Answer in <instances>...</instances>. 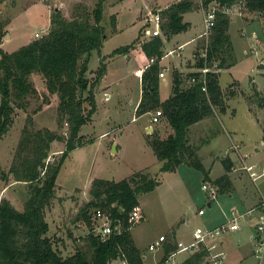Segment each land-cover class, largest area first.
I'll return each instance as SVG.
<instances>
[{
    "label": "rangeland",
    "instance_id": "374dc122",
    "mask_svg": "<svg viewBox=\"0 0 264 264\" xmlns=\"http://www.w3.org/2000/svg\"><path fill=\"white\" fill-rule=\"evenodd\" d=\"M55 1L53 3L52 0L51 4L50 0H0V22H10L9 26L7 25L9 29L7 38L2 41L1 48L5 52L12 53L29 44L31 38H35L36 32L41 33L42 36L47 35L51 30L55 6H60V9L56 10H61L68 19H72L74 13L81 10L79 7L87 8L91 13L96 3V0ZM178 1L180 0H162V2L106 0L105 2L102 24L108 37L102 47L103 54H101L102 50L98 51L100 56L97 50L93 53L87 73L90 82L94 83L103 55L106 63L105 74L94 86L97 111L93 116L94 120L84 125L80 132L86 137L87 142L74 150L67 151L58 175L57 197L46 212L50 224L48 236L54 240L55 246L64 257L74 254L79 249H89L87 237L90 230L80 218V211L92 199L90 189L96 178L120 181L133 172L141 171L147 165H150L146 171L150 176H161L162 183L159 186L153 191L140 194L139 202L144 219L136 223L131 230L138 249L145 257V264H181L190 256L188 252L179 253L162 262L161 257H164L166 246L162 249L150 250V244L161 234H165L167 244L164 245L175 247L173 228L176 225L179 229V238L184 242H190L198 226L212 227L215 222L226 221L231 210L234 209L232 207L244 209L241 200H244L247 192H252L255 197L259 195V188L250 178L249 173L247 174L245 170L232 173L238 178V181L236 178L234 181L236 191L233 187L231 191L221 194L218 188L217 200L213 202L216 205L213 204L211 209L203 184L215 185L213 181H203L204 174L186 164L177 174L160 173L161 161L153 163L152 156L143 150L142 139L151 133H147L145 128L148 118L137 117L134 111L137 99L140 94L142 95V69L138 53H132V49L153 39L147 38L148 35L145 37L143 32L151 26L152 15L161 13ZM194 1L197 8L188 14L193 25L186 36L204 30L205 13L201 6L204 0ZM114 2H120L116 8L123 9V13L120 14L121 27L118 30L113 26V21H117V13H114L116 9H113ZM214 3L215 1L211 2L206 8ZM125 6L133 9L125 11ZM237 7L241 13L235 11L227 15L231 19L229 33L236 47L238 62L229 71H224L221 78L224 101L225 104L230 101V107L227 113L217 108L214 116L204 119L190 132L191 143L201 149L199 153L202 163L205 165L210 161L215 165L212 171L214 176H218L221 167L222 173L232 172V169L228 172L225 168L224 162L228 159L234 161L235 167H241L239 155L231 150L234 145L232 141L242 143V153L250 154L247 159L248 164L256 161L260 169L264 167V13L249 9L244 2H238ZM156 37L163 38L165 55L167 45L163 31L162 36ZM134 42L136 44L128 52L120 55L112 54L117 48L132 45ZM204 42L202 38L198 48L200 52ZM173 46L174 44L171 43L170 47ZM190 47L176 50L163 60L161 58V63L168 65L169 68H184L181 66V58ZM127 54H129L128 58ZM186 74L187 72L184 76ZM234 80L238 82L232 83ZM30 81L36 87L37 93L26 98L25 108H15L13 125L0 142L1 187L3 183L8 185V181H14V175L9 170L16 157L24 127L28 124V117L33 120L32 125H29L34 130L48 128L67 138L70 136L68 124L62 123L59 118V95L49 93L45 80L39 73H33ZM169 84L170 78H167V81L163 82V93ZM87 95L88 92H85L84 96ZM154 127L156 131L161 130V132L165 131L164 128L168 127L169 131L172 128L166 118ZM117 145L121 149L119 152L116 150ZM64 151H66L64 142H53L46 163L58 164ZM258 185L264 189V177L258 181ZM31 188V184L25 182L13 184L6 197L13 200L17 209L24 210ZM234 191L238 194L235 193L230 198L228 194ZM218 200L221 203L217 202ZM201 207L206 208L208 212L206 216L197 214ZM96 208L90 211L94 212ZM93 212H90L92 218ZM256 233L253 216L241 230L227 238L225 249L229 254L226 259L228 264H257V260L251 255L254 246L252 236ZM246 258L248 259L244 260ZM206 259L207 256L202 264ZM111 264H122V260L117 259Z\"/></svg>",
    "mask_w": 264,
    "mask_h": 264
},
{
    "label": "trees",
    "instance_id": "16d2710c",
    "mask_svg": "<svg viewBox=\"0 0 264 264\" xmlns=\"http://www.w3.org/2000/svg\"><path fill=\"white\" fill-rule=\"evenodd\" d=\"M222 7L238 2L253 10L264 13V0H204L206 7L211 2ZM106 0H96L95 7L89 13L87 8L75 12L68 19L61 10L52 14L50 32L15 52L8 53L1 48L6 37L7 25L0 22V141L13 125L15 108H25L26 98L37 93L30 76L39 73L43 76L50 94L60 97L59 118L69 126L70 136L45 128H31L32 118L28 117L19 143L16 157L9 170L14 180L31 184L32 190L25 202L24 210L17 209L7 198L0 199V264H111L117 259H126L129 264H145V258L138 249L132 235L133 224L129 222L130 213L140 206V194L153 191L162 183L161 176H150L138 171L120 181L96 178L92 182L88 201L80 211V218L89 227V249H79L64 257L48 236L50 224L46 217L47 209L56 199L58 175L67 151L74 150L87 142L81 130L93 121L97 111L94 86L105 74V58L101 59L98 75L94 83L87 76L93 51H101L106 39L104 9ZM197 8L194 0H180L161 12V25L164 36L187 31L190 23L184 20V14ZM231 19L224 12H218L216 25L208 47L207 60L196 55V69L217 63L219 69H228L237 64L238 58L229 33ZM116 25L115 20L113 26ZM132 45L117 48L113 55L129 51ZM164 41L155 37L142 44L147 57H157L158 61L149 66L142 74V98L136 113H145L162 109L164 117L173 129L166 139L152 137L149 140L162 165L160 173L174 172L182 164L193 167L204 174V181H213L223 194L233 188L228 175L212 180L209 170L202 163L198 147L189 143L190 127L216 114L220 108L226 112L227 106L220 86L219 73L206 75L208 92L203 90L202 73L192 71L185 76L178 70L173 71V93L165 101L160 98V59L164 56ZM192 77L196 82L188 85ZM88 92L87 96L84 93ZM25 103H22V102ZM30 124V125H29ZM153 132L152 134H154ZM62 141L66 151L56 165L46 163L52 143ZM264 141V138H263ZM225 168L231 170L228 159ZM1 169V161H0ZM100 207L111 212L114 219L123 223L121 233L111 234L107 239L95 235V222L90 211ZM96 208V209H98ZM167 244V242H165ZM166 246L162 262L169 260L177 245ZM204 250L191 254L181 264H202Z\"/></svg>",
    "mask_w": 264,
    "mask_h": 264
},
{
    "label": "built area",
    "instance_id": "2783aa9c",
    "mask_svg": "<svg viewBox=\"0 0 264 264\" xmlns=\"http://www.w3.org/2000/svg\"><path fill=\"white\" fill-rule=\"evenodd\" d=\"M201 6L204 10V30L200 35L201 38L205 40L204 46L201 48L200 56L207 60L208 47L210 37L214 30L217 20L218 12H224L225 14L240 12L237 4L231 6L222 7L219 3L215 2L211 4L210 7H205L203 1ZM163 18L160 12H157L152 15L150 19V27H147L143 32L145 37L154 38L156 36H162V25ZM36 38L43 37L41 33H36ZM157 61L155 57L149 59L148 64L146 65L145 70L154 64ZM202 73L203 79V90L208 92L207 89V80L206 75L209 72L219 73L221 69L218 68L217 63H214L212 66L206 62V65L202 68L196 69ZM160 78H165L166 71L162 69ZM196 82L195 78L190 77L187 80L188 85H191ZM164 117L162 109H157L153 112L152 122L159 123L161 118ZM237 148V147H236ZM235 148V149H236ZM244 169L248 171L250 177L253 181H257L262 176H264V171L258 173L255 170L254 166L244 165ZM203 189L208 196L210 202H214L218 197V187L216 185H210L208 183L203 184ZM199 216L206 215V208H200L197 213ZM93 220L95 222V235H100L104 240L107 239L111 234L121 233L123 229V223L120 219H114L111 212H106L105 210L98 208L93 212ZM129 222L135 225L144 219V215L140 206H137L129 214ZM255 217V226L257 228V233L252 236L253 239V250L251 255L257 260V264H264V199L257 204L256 206L251 207L250 209H240L234 208L231 210L228 220L224 221L221 224L212 226V227H202L198 226L193 233V240L190 242L179 241L177 242V249L171 254V257L176 256L179 253L188 252L190 255L204 250L206 252L205 257L207 259L204 264H228L226 259L229 254L225 249L226 240L233 233L239 231L244 227L246 223L250 221L251 217ZM167 241V236L161 235L155 242L151 243L149 248L150 250L162 249L165 242ZM122 264H129L126 259L121 258ZM175 263V261L173 262Z\"/></svg>",
    "mask_w": 264,
    "mask_h": 264
},
{
    "label": "crops",
    "instance_id": "0c3cea01",
    "mask_svg": "<svg viewBox=\"0 0 264 264\" xmlns=\"http://www.w3.org/2000/svg\"><path fill=\"white\" fill-rule=\"evenodd\" d=\"M51 1L52 0H50V2L49 3H51ZM54 2H56L55 0H53V3ZM158 2H162V0H158ZM120 3V2H119ZM118 2H114L113 3V5H115V7H113V9H116L115 10V12L114 13H117V21H116V25L114 26V28H115V30H118V28L119 27H121V22H120V14L121 13H123V9L121 8V9H118V8H116V5L117 4H119ZM52 4V3H51ZM52 6H54V5H52ZM53 9V8H52ZM55 9H60V6H55ZM131 9H133V7H130V6H125V11H129V10H131ZM70 10V9H69ZM137 10H138V8H137ZM190 12H188V13H186V14H184V20L186 21V22H189L190 23V28L192 27V25H193V22L188 18V14H189ZM66 16V15H65ZM10 24V23H9ZM9 24H8V26H9ZM7 30H8V32H9V29H8V27H7ZM189 30V29H188ZM188 30L187 31H185V32H182V33H179V34H176V35H173V36H171L170 38H167L166 36L164 37L165 38V41H166V54L162 57V59L161 60H163L164 58H166L167 56H169L170 54H172V53H174V52H176V50H183L184 48H186L187 46H191L190 48H189V50H188V52L185 54V55H182V58H181V66L182 67H184V68H182V69H176V68H169V66L168 65H164V64H162L161 63V60H160V66H161V69L162 68H164L165 69V71H166V76H165V78H160V98H161V101H165L166 99H168L171 95H172V93H173V80H174V77H173V71H175V70H178L180 73H183V75L187 72H191V71H195L196 70V67H195V63H196V58H197V56L196 55H198L199 53H200V51L198 50V48H199V43H200V41H201V37H200V35L202 34V32H203V29L199 32V33H195L194 35L192 34V35H190V36H186L185 34L188 32ZM36 33H39V32H36ZM36 33H35V35H36ZM7 35H8V33H7ZM7 35H6V37L5 38H7ZM108 37V34L106 35V38ZM36 39V37L34 38V37H32L31 38V40H30V42L31 41H33V40H35ZM231 39H232V37H231ZM8 40V39H7ZM106 41V39L104 40V42ZM29 42V43H30ZM233 42V41H232ZM171 43H173L174 44V46H173V48H171L170 47V44ZM233 44H234V42H233ZM234 47H235V45H234ZM169 51H168V50ZM102 51H101V54H103V48L101 49ZM133 51H132V53H138V60H140V62H141V69H142V71H141V79H142V74H143V72L145 71V68H146V65L148 64V62H149V58L147 57V55L145 54V52L143 51V49H142V46H138L137 48H135V49H132ZM168 51V52H167ZM185 51V50H184ZM95 51H93V53H94ZM98 52V51H97ZM235 52H236V47H235ZM93 53H92V56H93ZM244 53L246 54V51H244ZM101 54H99V52H98V56H100ZM118 55H120V54H118ZM236 55H237V52H236ZM92 56H91V58H92ZM127 56V58L129 57V54H127L126 55ZM238 56V55H237ZM102 58H104L103 57V55H102ZM90 61H91V59H90ZM90 65V64H89ZM231 68H228V69H222V71H221V73L219 74L220 75V86H221V78H222V74L224 73V71H229ZM167 78H170V84H169V86H168V88H167V90L165 91V93H163V82L164 81H167ZM235 82H238V81H236V80H234V81H232V83H235ZM231 83V84H232ZM230 84V85H231ZM221 88H222V86H221ZM141 89H142V83H141ZM232 90H234V89H232ZM141 92H142V90H141ZM95 94H96V92H95ZM141 94H140V96L138 97V99H137V102H136V105H135V107H134V111L136 112V110H137V107H138V105H139V103H140V101H141ZM230 102V101H229ZM229 102L227 101V104H226V106H227V110H228V108L230 107V104H229ZM227 110H226V113H227ZM153 112L154 111H151V112H148V113H145V114H143V115H141V117H147L148 118V121H147V123H146V126H145V128L147 129V133H153V132H155L154 134L155 135H151V134H149V135H145L144 136V139H142V142H143V150L146 152V153H148V154H150L151 156H152V159H153V163H156V162H158L159 161V159H158V157L156 156V154H155V152H154V150H153V148L151 147V145H150V143H149V140L152 138V137H159L160 139H166L170 134H172L174 131H173V129L171 128V130L169 131L168 130V127L167 128H164L165 129V131H162L161 132V130L160 131H156V128L154 127V125H157V124H159L165 117H162L161 118V121L159 122V123H153L152 122V115H153ZM151 115V116H150ZM137 117H139L138 115H137ZM134 119V118H133ZM94 120V119H93ZM203 121V120H202ZM201 122V121H200ZM199 122V123H200ZM199 123H197V124H199ZM197 124H194L193 126H191L190 127V131H189V143H190V145H192V146H194V147H197L194 143H191V141H190V132H191V129L194 127V126H196ZM263 138H264V135H263ZM1 141H3V140H1ZM0 141V142H1ZM114 141V140H113ZM113 141H112V143H113ZM233 142V146L231 147V150L233 151V152H236L238 155H239V158H240V160H241V163H242V165H241V167H235V163H234V161H232L231 160V162H232V166H231V169H232V172H230L229 174H227V173H222V171H223V168L221 167V170L219 171L220 173L218 174V176H214L213 175V172L212 171H214V168H215V165H213L212 164V162H208V163H205V165H206V168L209 170V175H210V178L212 179V180H215V179H217V178H219V177H222V176H224L225 174H227L228 176H229V178H230V181H231V183H232V185H233V187H234V189H235V191H236V188H235V185H234V181H235V178H236V176L234 177L233 175H232V173H237V172H240V171H243V170H245L244 169V165H246V166H254L255 167V170L256 171H258V173H262L263 171H264V167H262V169H260L259 168V166L257 165V162L256 161H254L253 162V164H248V162H247V159L250 157V154H248V153H245V154H243L242 153V147H243V144L241 143V144H239V143H236V142H234V141H232ZM237 147V148H236ZM199 148V147H198ZM234 148H236V149H234ZM116 150H117V152H119L121 149H120V147H119V145H117L116 146ZM199 151H201V149H199L198 150V154L200 155L201 153H199ZM1 154V153H0ZM1 157V156H0ZM0 161H1V158H0ZM220 162H221V160H219ZM260 163V162H259ZM184 164H182L181 166H179L178 168H177V170L176 171H174V173H179V170H180V168L183 166ZM149 167H150V165H147L145 168H143V169H141V171H144V172H146L148 169H149ZM136 172H138V171H136ZM136 172H133L132 174H134V173H136ZM245 172L248 174V171L247 170H245ZM166 173H168V172H166ZM171 173V172H170ZM131 174V175H132ZM163 174H165V173H163ZM130 175V176H131ZM264 176H262L260 179H262ZM251 178V177H250ZM102 179H105V178H102ZM252 179V178H251ZM260 179H258L257 181H253L257 186H258V188H259V195H257L256 197L252 194V192H247L246 194H245V198H244V200H241V202L244 204L243 205V207H244V209H250L251 207H253V206H256L257 204H259L261 201H262V199H264V189H263V187H260L259 185H258V181L260 180ZM107 180H111V179H107ZM253 180V179H252ZM114 181H116V180H114ZM204 181V180H203ZM236 181H238V178H236ZM9 182V184L7 185V184H4L3 183V186L1 187L0 186V199L1 198H7V199H9L13 204H14V202H13V200L12 199H10V198H8V197H6V194H7V192L10 190V187L11 186H13V184H16V183H18V184H20V182H17V181H13L12 182V180H10V181H8ZM262 186V185H261ZM233 192V193H229L228 195H229V197L230 198H232L233 197V195H235V193H237V192ZM238 194V193H237ZM220 196H221V194H220ZM220 198V197H219ZM220 200H218L217 202H219ZM219 203H221V201L219 202ZM213 204H215V203H213V202H210L209 200H208V205H209V207L212 209V207H213ZM216 205V204H215ZM14 206H16V205H14ZM219 206V205H218ZM140 207H141V209H142V206H141V204H140ZM202 208V207H201ZM232 208H235V207H232ZM238 208V207H237ZM20 210V209H19ZM208 214V212H206V215ZM205 215V216H206ZM146 217V216H145ZM228 220V219H227ZM226 220V221H227ZM224 221L223 220H221V221H218V222H215L214 223V225L213 226H215V225H218V224H221V223H223ZM178 228V226L176 225L174 228H173V233H174V239L176 240V245H177V242H179V241H183V240H181L180 238H179V229H177ZM161 235H163V234H161ZM160 235V236H161ZM145 258V257H144ZM161 258H163V256L161 257ZM171 258H173V257H171L170 256V258L169 259H171ZM248 258H246V259H244V260H247Z\"/></svg>",
    "mask_w": 264,
    "mask_h": 264
},
{
    "label": "water",
    "instance_id": "95a60500",
    "mask_svg": "<svg viewBox=\"0 0 264 264\" xmlns=\"http://www.w3.org/2000/svg\"><path fill=\"white\" fill-rule=\"evenodd\" d=\"M0 105H1V103H0Z\"/></svg>",
    "mask_w": 264,
    "mask_h": 264
}]
</instances>
